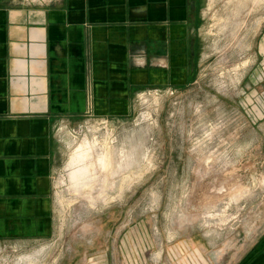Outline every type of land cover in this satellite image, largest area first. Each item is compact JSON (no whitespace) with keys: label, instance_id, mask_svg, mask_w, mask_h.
Returning a JSON list of instances; mask_svg holds the SVG:
<instances>
[{"label":"rangeland","instance_id":"obj_1","mask_svg":"<svg viewBox=\"0 0 264 264\" xmlns=\"http://www.w3.org/2000/svg\"><path fill=\"white\" fill-rule=\"evenodd\" d=\"M199 31L185 88L61 133L51 235L0 240V264H264V0H207ZM85 137L134 158L130 181L92 200L70 191L65 166Z\"/></svg>","mask_w":264,"mask_h":264},{"label":"crops","instance_id":"obj_2","mask_svg":"<svg viewBox=\"0 0 264 264\" xmlns=\"http://www.w3.org/2000/svg\"><path fill=\"white\" fill-rule=\"evenodd\" d=\"M206 1L0 0L1 241L51 235L61 133L192 81Z\"/></svg>","mask_w":264,"mask_h":264},{"label":"bare ground","instance_id":"obj_3","mask_svg":"<svg viewBox=\"0 0 264 264\" xmlns=\"http://www.w3.org/2000/svg\"><path fill=\"white\" fill-rule=\"evenodd\" d=\"M143 118L148 122L151 115L144 114ZM109 140L106 139L101 143L95 138L90 141L85 137L81 142H76L71 147L65 166L68 169V188L72 193L77 194L81 191V195L92 200L96 186L101 184L105 189L110 184L112 188L115 179L123 175L125 182L130 181L128 176L131 175L130 168L134 163L132 151L117 157L115 156L116 147L111 145L113 142Z\"/></svg>","mask_w":264,"mask_h":264}]
</instances>
